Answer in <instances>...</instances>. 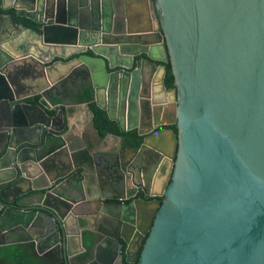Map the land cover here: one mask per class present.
<instances>
[{
	"label": "water",
	"instance_id": "1",
	"mask_svg": "<svg viewBox=\"0 0 264 264\" xmlns=\"http://www.w3.org/2000/svg\"><path fill=\"white\" fill-rule=\"evenodd\" d=\"M139 1L157 29L132 28L129 0H2L0 249L69 264L75 225L108 264L123 245L127 264H264V0ZM79 78L138 148L104 151L94 120L92 143H67L47 105ZM100 184L119 227L98 245L78 209Z\"/></svg>",
	"mask_w": 264,
	"mask_h": 264
},
{
	"label": "crops",
	"instance_id": "2",
	"mask_svg": "<svg viewBox=\"0 0 264 264\" xmlns=\"http://www.w3.org/2000/svg\"><path fill=\"white\" fill-rule=\"evenodd\" d=\"M128 15L132 24V28L136 29L137 31H144L151 26H155L156 29L158 27L154 12H150V10L148 9V5L143 1L141 2L139 0H129ZM85 87L92 88L93 86L90 82L86 83L85 80L79 78L75 86H69L68 90L63 93L60 98H55L54 105H47L49 108L55 111H62L64 113L63 116L66 123L65 131H67L64 138L71 146H77L84 141H89V143H92L94 137L90 126L92 120H94L95 124L94 111L90 103L80 101L79 99L80 97L85 96L83 94V90ZM37 98L39 99V101L44 100L42 97ZM29 101L31 102V99ZM101 101L108 103V99L106 97H102ZM94 103L98 106V103L95 100ZM88 108H91V110L93 111V115L89 112ZM110 112L113 117H120V119L123 120V116L119 114V111L114 102L110 103ZM107 114L110 118V114L108 112ZM124 118L125 123H128V119H126L127 117ZM161 119H163V113H161ZM139 122V125L146 129V121ZM115 123L117 124V122ZM108 135L105 136V140L102 143V148L104 151L112 150L121 152L122 150L129 149V146L126 144L127 140L123 142V140L121 139L122 137L120 136L113 134Z\"/></svg>",
	"mask_w": 264,
	"mask_h": 264
},
{
	"label": "flooded vegetation",
	"instance_id": "3",
	"mask_svg": "<svg viewBox=\"0 0 264 264\" xmlns=\"http://www.w3.org/2000/svg\"><path fill=\"white\" fill-rule=\"evenodd\" d=\"M134 131H136V130H134ZM136 133H137V131H136ZM129 149H132V148L129 146ZM129 149H126V150L129 152ZM126 150H123V151L126 152L125 155H128L129 153H127ZM154 178H155V176L153 177V179ZM119 194L122 195V192ZM117 196H118V194L111 191L110 187L108 185L102 186L100 184L99 193L97 196L92 198V201H90L91 203L88 204L85 208L78 209V212L86 211V212L92 213L93 216L91 215L90 225L87 228L91 227L93 229V231L95 232L97 239L99 241L98 245L102 244L103 242H106L107 239H110V240L115 239L114 234H115V231L118 229L119 226L113 220L107 219L106 216L103 214V211L106 210V208H105L106 203L112 202V200L110 198L117 197ZM142 197H143V195L140 193L139 194L132 193V197L128 199L127 194H126V195H124V200L122 202L130 204V203L134 202L135 200L140 199ZM100 198L102 200L101 202H100ZM93 218H94V220H93ZM71 230H72V233L74 235V236H72L73 237L72 238L73 252H77L79 254V256L73 257L69 264H108L107 261L104 260L105 253H103L102 249H100L101 246H100V248H97L96 250H94L92 253L90 241L86 242V240H84L85 241L84 242L85 247H84L81 240H80L79 234H77L78 229L75 227V225L72 226ZM24 238H25V240L32 239V237H30V236L28 237V235L25 236ZM6 240L9 242H17L20 239L7 238ZM13 245H24V244H13ZM13 245H9V246H13ZM9 246L1 247V249L5 248V247H9ZM24 246H26V245H24ZM102 248H104V247H102ZM126 251H127V247H126V245H123L121 247V250L119 251V253L122 257L119 256L117 258V260L114 261L113 264H127L126 263V259H127ZM0 252H1V250H0ZM35 252H37V251H35ZM32 256L34 257L33 253H32ZM98 257L100 260L98 259ZM35 259L38 260L40 262V264H46L41 259H37V258H35ZM0 260H1L0 264H7L6 260L1 259V258H0Z\"/></svg>",
	"mask_w": 264,
	"mask_h": 264
},
{
	"label": "trees",
	"instance_id": "4",
	"mask_svg": "<svg viewBox=\"0 0 264 264\" xmlns=\"http://www.w3.org/2000/svg\"><path fill=\"white\" fill-rule=\"evenodd\" d=\"M2 0H0V13ZM168 73L166 78V85L168 88H173L174 86V76L172 74L170 64L167 65ZM84 97H80V101H85L91 104V107L95 114V126L101 133V135L106 136L108 134L117 135L127 139L126 144L130 147H139V142H137L138 135L136 131H130L126 133H122L118 128L117 124L112 121L107 112L99 108L94 103V90L91 87H85L83 90ZM36 102H39V99H36ZM51 115L56 113L55 110L49 111ZM0 258L6 260L7 264H40L38 260H36L32 256V252L30 249L24 245H13L9 247H5L4 254L1 255Z\"/></svg>",
	"mask_w": 264,
	"mask_h": 264
},
{
	"label": "rangeland",
	"instance_id": "5",
	"mask_svg": "<svg viewBox=\"0 0 264 264\" xmlns=\"http://www.w3.org/2000/svg\"><path fill=\"white\" fill-rule=\"evenodd\" d=\"M4 250H5V248L1 249V255L4 254Z\"/></svg>",
	"mask_w": 264,
	"mask_h": 264
}]
</instances>
